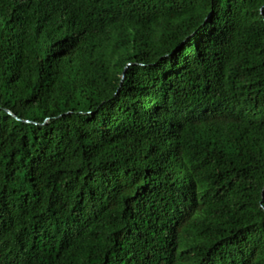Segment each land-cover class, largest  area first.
<instances>
[{
  "label": "trees",
  "instance_id": "16d2710c",
  "mask_svg": "<svg viewBox=\"0 0 264 264\" xmlns=\"http://www.w3.org/2000/svg\"><path fill=\"white\" fill-rule=\"evenodd\" d=\"M0 264H264V0H0Z\"/></svg>",
  "mask_w": 264,
  "mask_h": 264
},
{
  "label": "water",
  "instance_id": "95a60500",
  "mask_svg": "<svg viewBox=\"0 0 264 264\" xmlns=\"http://www.w3.org/2000/svg\"><path fill=\"white\" fill-rule=\"evenodd\" d=\"M263 194V193H262Z\"/></svg>",
  "mask_w": 264,
  "mask_h": 264
}]
</instances>
